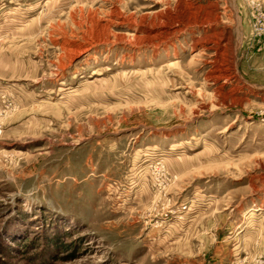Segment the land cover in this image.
<instances>
[{"label": "rangeland", "instance_id": "1", "mask_svg": "<svg viewBox=\"0 0 264 264\" xmlns=\"http://www.w3.org/2000/svg\"><path fill=\"white\" fill-rule=\"evenodd\" d=\"M0 264H264V0H0Z\"/></svg>", "mask_w": 264, "mask_h": 264}, {"label": "trees", "instance_id": "2", "mask_svg": "<svg viewBox=\"0 0 264 264\" xmlns=\"http://www.w3.org/2000/svg\"><path fill=\"white\" fill-rule=\"evenodd\" d=\"M52 241L53 242H51V243H53L55 247L61 245V243L59 241L58 242H56L55 240H52Z\"/></svg>", "mask_w": 264, "mask_h": 264}, {"label": "bare ground", "instance_id": "3", "mask_svg": "<svg viewBox=\"0 0 264 264\" xmlns=\"http://www.w3.org/2000/svg\"><path fill=\"white\" fill-rule=\"evenodd\" d=\"M173 26V25H172ZM218 71V70H217ZM220 71V70H219ZM213 77V76H212Z\"/></svg>", "mask_w": 264, "mask_h": 264}]
</instances>
